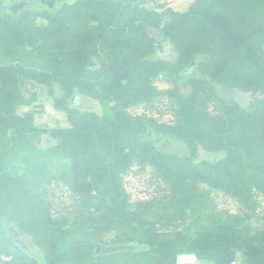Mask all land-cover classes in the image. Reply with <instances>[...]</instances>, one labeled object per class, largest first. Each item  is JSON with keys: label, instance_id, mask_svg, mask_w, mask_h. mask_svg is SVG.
<instances>
[{"label": "trees", "instance_id": "trees-1", "mask_svg": "<svg viewBox=\"0 0 264 264\" xmlns=\"http://www.w3.org/2000/svg\"><path fill=\"white\" fill-rule=\"evenodd\" d=\"M57 1L31 15L39 0H0V149L9 130L10 142L25 136L38 153L34 136L47 132L56 145L44 158L65 161L39 195L0 154V264H38L15 235L37 243L52 264H106L115 255L124 258L116 264H175L182 254L207 264H264V63L254 56L257 68H247L242 49L234 60L230 42L264 53V0H208L184 13L151 11L141 0ZM21 2L27 6L13 14ZM163 45L175 60L157 55ZM210 80L251 101L242 107L219 97ZM45 84L69 128L35 126L33 88ZM76 93L100 100L103 117L70 106ZM164 116L171 122L161 123ZM151 130L178 137L191 152L224 150L226 158L179 161L144 139ZM129 175L148 176L147 199H132ZM212 193L231 200L235 214L219 212ZM203 199L212 215L192 229V207ZM131 243L148 249L134 253Z\"/></svg>", "mask_w": 264, "mask_h": 264}, {"label": "rangeland", "instance_id": "rangeland-1", "mask_svg": "<svg viewBox=\"0 0 264 264\" xmlns=\"http://www.w3.org/2000/svg\"><path fill=\"white\" fill-rule=\"evenodd\" d=\"M59 1V2H58ZM56 7L62 6L64 4L71 5L76 0H58ZM143 7L151 11H158L159 7H165L170 9L175 13H184L190 10H198L202 9L207 5L208 0H141ZM3 6L7 9L9 7V2L2 1ZM45 11L43 5L39 2L36 3L33 7H31L28 12H31V15H34L36 12ZM40 22V20H38ZM254 39V38H253ZM253 39H251L253 41ZM232 51H234V60L239 55L241 49L247 58V63H243V59L241 56L239 57L240 62L247 68H257V63L255 61L257 59L260 62L264 63V53L260 54L257 52L259 50L256 49L255 46L250 45L246 42H242L236 39L230 41ZM164 44V43H163ZM250 44V43H249ZM165 46V47H164ZM245 49H247L245 51ZM245 51V52H244ZM249 52V53H248ZM264 52V49H263ZM157 55L162 59L173 61L176 58L175 53L168 45L160 46ZM252 56V57H251ZM201 58L196 57L195 62L197 63ZM252 59V60H251ZM250 64V65H249ZM182 66H185L184 63ZM182 67V68H186ZM211 88L213 89L214 93L221 98H230L234 101L238 102L242 107H247L249 102L251 101V95L248 92H243L240 89H229L225 85H219L217 83L209 81ZM159 90H165L168 87L164 84L157 85ZM25 89H29V84L25 85ZM33 90L36 92L35 96V105H39V109L37 114L34 118V124L39 129H65L69 128L70 120L67 112L58 106L54 107V100L56 97V91H53L47 84L45 85H35ZM30 91H22L25 97L30 96ZM189 91L188 89H182V93L185 95ZM76 98V99H75ZM70 101L77 104L70 105L74 109H76L80 113H95L99 117H103L105 113L103 103L84 93H76L74 98L72 97ZM30 108L25 109L24 111H28ZM22 113V112H20ZM137 113H142V110H138ZM160 122H165L166 124L171 122L169 116H164L161 118ZM39 133V132H38ZM5 136L3 137L9 142L6 148L0 149V154L7 160L10 165H13L15 168V172L21 176L28 188L33 192L44 195V189L47 182H50L53 178H55L58 174L61 173L65 166L64 160H52L48 158H44V153H47L51 150L53 145H56V141L53 140L47 132H40L38 135H35L34 140H37L38 146L36 151L38 153L32 154L33 143H29L26 145V137L23 136L24 142L19 145H15L10 140L12 139L13 132L12 131H4ZM144 139L148 135L150 141L154 142L158 148L162 149V152L168 156L173 157L179 161L184 159H194L195 162H199L204 160L211 164H220L225 158L226 153L224 150H217L216 152H208L203 149H197L196 152H191L190 148L186 146V144L176 136L167 135L165 132L159 131H149L144 132ZM195 153V154H192ZM148 176H134L129 175L125 178V184L127 191L132 195L133 200H144L147 199L148 196V189L147 186ZM206 186H202L205 189ZM207 189V187H206ZM153 191V188L150 189V192ZM203 192V191H202ZM204 194V192H203ZM210 199L217 204V210L219 212L227 213V215L235 214V206L231 200L226 197L221 196V194L215 195L212 193ZM193 216L189 219V223H192V229H196L202 221L209 220V217L212 215L211 205H209L208 201L204 199L193 205L192 207ZM11 229V228H10ZM12 230V229H11ZM12 238L14 239V235L11 233ZM86 237H91V235H86ZM102 237V236H101ZM95 238V234L93 235V239ZM109 239V237H107ZM15 239H18L19 246L26 250L25 252L28 256L35 259L38 264H52L51 260L44 254V252L38 247V244L35 243L33 240L21 236L18 238L17 236ZM104 241V236L102 237ZM107 241V240H106ZM108 242V241H107ZM99 244H95V247ZM103 246H113L112 244H100ZM125 245L124 247H126ZM129 246L132 247L134 253H142L143 251L147 250L148 247L143 243H131ZM123 247V246H122ZM100 247L97 248V250ZM124 251V250H122ZM98 252V251H97ZM104 256V254H100V257ZM119 255L111 256L108 260L105 261L106 264H116L123 261ZM237 264H241L239 260L236 261ZM104 264V260H103ZM184 264H207V263H184Z\"/></svg>", "mask_w": 264, "mask_h": 264}, {"label": "water", "instance_id": "water-1", "mask_svg": "<svg viewBox=\"0 0 264 264\" xmlns=\"http://www.w3.org/2000/svg\"><path fill=\"white\" fill-rule=\"evenodd\" d=\"M57 0H39V2L42 4V5H45L47 6L48 8H52L55 3H56ZM27 6L26 3L24 2H21V3H18V4H14L12 5L9 10L13 13V14H16L18 12H20L21 10H23L25 7ZM11 230V229H10ZM16 237V235H15ZM121 247H115V248H108V249H104V248H99L97 251H101V252H112V251H118L120 250Z\"/></svg>", "mask_w": 264, "mask_h": 264}, {"label": "built area", "instance_id": "built-area-1", "mask_svg": "<svg viewBox=\"0 0 264 264\" xmlns=\"http://www.w3.org/2000/svg\"><path fill=\"white\" fill-rule=\"evenodd\" d=\"M196 262H197V260L193 255L182 254V255L178 256L175 264L196 263ZM231 264H237V263L233 262Z\"/></svg>", "mask_w": 264, "mask_h": 264}, {"label": "bare ground", "instance_id": "bare-ground-1", "mask_svg": "<svg viewBox=\"0 0 264 264\" xmlns=\"http://www.w3.org/2000/svg\"><path fill=\"white\" fill-rule=\"evenodd\" d=\"M236 263V262H235Z\"/></svg>", "mask_w": 264, "mask_h": 264}]
</instances>
